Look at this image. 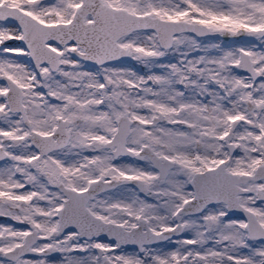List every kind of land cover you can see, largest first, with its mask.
<instances>
[{
  "label": "snow or ice",
  "instance_id": "1",
  "mask_svg": "<svg viewBox=\"0 0 264 264\" xmlns=\"http://www.w3.org/2000/svg\"><path fill=\"white\" fill-rule=\"evenodd\" d=\"M0 264H264V0H0Z\"/></svg>",
  "mask_w": 264,
  "mask_h": 264
}]
</instances>
